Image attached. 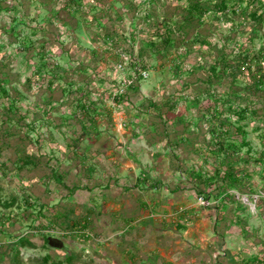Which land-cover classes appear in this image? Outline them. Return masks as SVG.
Wrapping results in <instances>:
<instances>
[{
	"label": "rangeland",
	"instance_id": "374dc122",
	"mask_svg": "<svg viewBox=\"0 0 264 264\" xmlns=\"http://www.w3.org/2000/svg\"><path fill=\"white\" fill-rule=\"evenodd\" d=\"M3 2L0 264H264L261 123L249 113L238 122L248 145L230 162L249 174L244 193L219 187L223 154L212 139L219 120L264 112V99L242 75L208 81L219 51L233 64L264 48V0L195 17L180 39L188 0H149L137 14L119 0H82L73 11L68 0ZM109 32L113 46L103 42ZM121 51L135 63L119 73ZM132 73L134 85L114 97Z\"/></svg>",
	"mask_w": 264,
	"mask_h": 264
},
{
	"label": "trees",
	"instance_id": "16d2710c",
	"mask_svg": "<svg viewBox=\"0 0 264 264\" xmlns=\"http://www.w3.org/2000/svg\"><path fill=\"white\" fill-rule=\"evenodd\" d=\"M82 0H68V6L71 11L76 10L78 7H80V3ZM119 2L123 5H126L127 7L136 9V5L129 0H119ZM1 7L5 8L7 7L3 0H1ZM140 3V1H139ZM229 5L232 6V13L239 11V5L237 0H205L204 2L201 0H188V7L186 8L187 12V18L184 19V21L181 24L176 23L174 32L176 31L179 37H183L186 27L191 21L194 20L195 17H200L201 15L205 14L206 12H224L228 9ZM251 18L256 22L257 25L261 24L263 21V18L258 14L257 11L251 12ZM159 26L158 31L161 33V29H163V33L160 34V38L162 39V43L164 45V48L162 50H165L167 47H169L171 40H170V33L168 31L167 26H163V28ZM165 28V29H164ZM149 30H143L140 32L142 38L141 40L147 41L151 45V49L153 53L161 54L162 50H158L156 48V45L154 42H152V33ZM166 31V32H165ZM4 33V32H3ZM116 32H109L103 39V42L106 44L107 42H111L112 46L114 45V39L116 37ZM180 39V38H179ZM205 41V40H204ZM208 43V42H207ZM45 52H42V55H44ZM218 55L221 57L218 61L213 64L210 68V75H209V85H212L211 80L213 78L218 79L219 72L229 71L230 77L233 79H236L238 75L244 76V78L248 79L249 82H247V88L256 95L259 93V95L264 99V66H262V61H264V48L258 52L247 53V55H238L235 58L234 63L232 64L228 59H226L225 53H222L219 51ZM142 66L146 68L147 64L144 63L145 59L142 60ZM219 67V69H218ZM256 71H253L254 69ZM5 76H9L8 73L5 70ZM27 82L30 84L31 80L30 78L27 80ZM134 85V84H133ZM209 89L204 90L205 95H208ZM238 90H235V93H237ZM207 93V94H206ZM122 96V95H121ZM206 97V96H205ZM204 98V97H203ZM169 106V109H173L175 104L171 103ZM154 106L149 103V108H153ZM168 109V110H169ZM207 113L214 114L215 107L214 106H208L206 109ZM247 113H249L254 119L259 121L261 123V131H262V137H261V147L262 150L260 152V156L258 160H254L256 164H263L264 163V112L260 108H251L250 111H247V108H242L241 110L235 111L234 114L236 116V122L233 124L231 122H226L225 120H219L218 127L213 128L214 132H212V139L214 140L217 154L221 153L223 154V158H221V164L218 169L215 171V177L218 179V183L220 182V188L227 190V189H235L239 191L240 193L245 192V188L248 187V184L244 182L243 177H249V174H239L235 170L234 165L230 162L231 153H238L242 150L243 147H246L248 145V142L245 141V132L243 130V127L238 124L239 121H242L245 119ZM1 117L3 118L4 113H0ZM5 116V115H4ZM8 119L10 117L8 116ZM179 119V118H178ZM180 121V120H178ZM177 122V120H176ZM6 123V122H3ZM178 124V122H177ZM176 124V125H177ZM5 125V124H4ZM187 124L183 125V129L187 128ZM155 132L156 134L159 130V126L157 124H154ZM166 132V130H165ZM6 136L14 135L9 131V128L6 127L4 131ZM167 133V132H166ZM166 136V135H165ZM240 137V142L236 140ZM189 141V139H187ZM169 145H172L174 147H178L180 145V142L175 138L169 140ZM8 146V143L5 141L0 142V152L3 149V147ZM225 167H224V166ZM177 167V166H176ZM223 167V170H222ZM178 168V167H177ZM194 175V174H192ZM199 177V176H198Z\"/></svg>",
	"mask_w": 264,
	"mask_h": 264
},
{
	"label": "built area",
	"instance_id": "2783aa9c",
	"mask_svg": "<svg viewBox=\"0 0 264 264\" xmlns=\"http://www.w3.org/2000/svg\"><path fill=\"white\" fill-rule=\"evenodd\" d=\"M149 0H142L141 3L139 4L138 3V6L136 7V14L138 12H140L142 9V11L145 10V7L144 6H147L149 5ZM109 45L112 46V43L111 42H107ZM119 57H120V60L118 61V63L116 64V70L117 72L121 73L125 70V63L127 62V60L131 59L130 61L135 63V57L131 56L130 54L126 53V52H119ZM137 71H136V74L140 77V79H146L147 76H148V73L146 70L144 69H141V68H136ZM135 73V72H134ZM132 73V78L128 79V80H125L123 78H119L118 82H117V90L115 93H117L114 97H116L117 95H120L124 92V89L127 88V87H130L133 85L134 83V80H135V74ZM113 99V98H112ZM200 201L203 202L204 201V198L201 197L200 198Z\"/></svg>",
	"mask_w": 264,
	"mask_h": 264
}]
</instances>
